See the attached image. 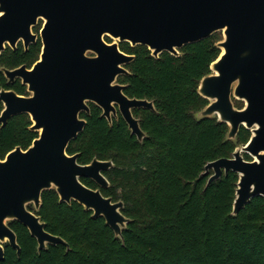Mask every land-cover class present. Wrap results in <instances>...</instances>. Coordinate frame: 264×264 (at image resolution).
<instances>
[{
  "label": "water",
  "instance_id": "95a60500",
  "mask_svg": "<svg viewBox=\"0 0 264 264\" xmlns=\"http://www.w3.org/2000/svg\"><path fill=\"white\" fill-rule=\"evenodd\" d=\"M40 19L45 20L40 60L32 70L5 69L10 79L21 77L32 95L0 93L5 104L0 123L28 113L34 122L31 129L40 132L28 149L18 146L0 158V260L7 243L21 254L11 221L27 227L39 252L49 245L70 248L63 237L46 230L37 214L43 192L51 189L61 203L76 201L94 218L103 217L124 241L123 230L131 221L122 212L125 203L102 192L111 186L104 172L114 162L94 158L80 164L78 153L67 152L87 126L80 115L90 112L88 102L99 106L110 122L119 108L132 134L140 142L146 138L132 110L156 107L154 101L130 98L126 85L118 82L119 76L130 74L125 66L135 59L120 49L122 42L145 45L159 58L164 52L179 56L184 46L222 33L216 43L220 55L198 88L209 103L196 117L226 123V140L237 141L242 127L252 135L231 157L208 162L204 174L212 171L210 183L231 171L238 173L234 216L253 198L264 197V0H0V55L7 43L14 47L21 39L26 46L35 42L38 35L32 28ZM235 100L243 101V108L236 107ZM84 178L98 188L87 186Z\"/></svg>",
  "mask_w": 264,
  "mask_h": 264
},
{
  "label": "trees",
  "instance_id": "16d2710c",
  "mask_svg": "<svg viewBox=\"0 0 264 264\" xmlns=\"http://www.w3.org/2000/svg\"><path fill=\"white\" fill-rule=\"evenodd\" d=\"M219 33L184 46L179 56L164 52L156 58L145 45L121 43L124 52L135 55L127 65L130 74L118 79L127 85L125 93L155 100L156 112H136L147 137L139 142L122 118L111 125L91 105V114L84 115L86 129L68 148L69 154H79L80 164L94 158L114 161L105 172L111 186L102 192L125 203L122 212L131 221L123 230L124 241L103 217L94 218L76 201L61 203L51 189L43 192L37 214L46 230L63 237L70 248L49 245L39 252L27 227L11 221L21 254L7 243L0 264H264V197L253 198L234 216L238 173L210 183L212 171L204 174L208 162L231 157L252 135L242 127L237 141L226 140V123L196 117L209 103L198 88L220 55ZM39 52L37 43L26 55L3 54L0 64L15 65L30 55L38 59ZM235 105L244 106L237 100ZM30 125L27 115H19L0 128L1 158L16 146L31 145L38 134ZM245 158L252 160L248 154ZM83 182L98 188L91 179Z\"/></svg>",
  "mask_w": 264,
  "mask_h": 264
},
{
  "label": "flooded vegetation",
  "instance_id": "af4514ba",
  "mask_svg": "<svg viewBox=\"0 0 264 264\" xmlns=\"http://www.w3.org/2000/svg\"><path fill=\"white\" fill-rule=\"evenodd\" d=\"M44 25H45V20L44 19H40L39 21H38V23L35 25V26H33V28H32V32H33V34H37L38 35V37L36 38V41L35 42H31V43H29V45L28 46H26L25 45V41L23 40V39H21V40H19L17 43H16V45L13 47V46H11V44H9V43H7L6 44V46H5V50L2 52V54L0 55V58L3 56V54H5V56L7 57V58H9V57H14L13 55H26V54H28L30 51H31V49H32V47L33 46H35L37 43H40V52H39V56H38V59H34L35 57H34V55H30L29 56V58L26 60V61H23V62H21V63H18V64H15V65H4V64H0V93L2 92V91H13V92H15L17 95H19V96H24V97H29V96H31L32 95V93H31V91H29V86L27 85V84H24L23 83V79L21 78V77H15L14 79H10V77H8L7 76V74H6V72H5V69H8V70H15V69H17V68H20V67H22V66H26V68L27 69H29V70H32L33 69V67H34V65L40 60V57H41V54H42V50H43V47H44V44H43V39H42V37H41V31L43 30V28H44ZM106 39V41L107 42H112L113 40L111 39V38H109V37H106L105 38ZM123 43V42H122ZM120 49H121V43H120ZM122 50V49H121ZM123 51V50H122ZM124 52V51H123ZM126 53V52H125ZM127 54H129V53H127ZM88 55H93V53H91V52H89L88 53ZM131 55H134V54H131ZM4 56V57H5ZM128 65V64H127ZM127 65L125 66L127 69H128V67H127ZM129 70V69H128ZM122 76V75H121ZM120 77V76H119ZM119 79V78H118ZM118 82H119V80H118ZM120 83V82H119ZM120 84H123V85H126V84H124V83H120ZM20 86H22V87H20ZM127 86V85H126ZM126 89V88H125ZM124 92H125V90H124ZM126 94V93H125ZM127 95V94H126ZM128 96V95H127ZM130 97V96H129ZM130 98H136V97H130ZM139 99H148V98H139ZM148 100H150V101H154V104H155V100L154 99H148ZM237 101H240V100H237ZM241 102H243V101H241ZM0 104H1V106H2V109L0 110V115L2 114V112H3V110L5 109V104H4V102L2 101V100H0ZM243 104H244V102H243ZM91 105H96L95 103H93V102H88V106H89V108H90V112H87V111H83L82 113H81V115H80V118H83V119H86L87 120V118L84 116V115H90L91 114V112H92V109H91ZM97 106V105H96ZM99 107V106H98ZM155 107H156V105H155ZM100 108V107H99ZM118 108V107H117ZM101 109V108H100ZM143 110H151V109H148V108H143V107H141V108H134L132 111H133V115H134V117H136V118H138L139 119V121H140V125H141V118H140V115H137L138 114V112H140V111H143ZM101 113L103 114V110L101 109ZM151 111H153V110H151ZM157 111V109L154 111V112H156ZM136 112H137V114H136ZM19 115H27L28 117H29V119H30V121H31V125L29 126V129L30 130H32V131H34V132H36L37 134H38V136L36 137V138H38L39 137V135H40V132H38V131H36V130H33V129H31V127L33 126V124H34V122H33V120H32V117H31V115L30 114H28V113H21V114H18V115H15V116H12L8 121H7V123L6 124H3V123H0V128H2V127H4V126H6L7 124H8V122L12 119V118H14V117H17V116H19ZM103 116V115H102ZM104 117V116H103ZM106 118V117H105ZM119 118H122L124 121H125V123L127 124V127H128V129H129V131H130V133L132 134V132H131V130H130V128H129V125H128V123L126 122V120L124 119V117L122 116V114H121V112L119 111V108H118V112H117V116H115L114 114H112V122H110L107 118V121L109 122V124H113V121H114V119H119ZM87 124H88V120H87ZM87 127V126H86ZM141 128H142V125H141ZM86 129V128H85ZM84 129V130H85ZM143 129V128H142ZM144 130V129H143ZM145 131V130H144ZM146 132V131H145ZM81 134V133H80ZM79 134V135H80ZM251 134H252V132H251ZM78 135V136H79ZM132 135H134V134H132ZM134 136H136V135H134ZM147 137V136H146ZM35 138V139H36ZM136 138L138 139V137L136 136ZM34 139V140H35ZM33 140V141H34ZM33 141H32V143H31V145L30 146H32V144H33ZM140 142V141H139ZM72 143V142H71ZM70 143V144H71ZM30 146H28L27 148H23V147H21L22 149H24V150H26V149H28ZM70 146V145H69ZM16 147H18V146H16ZM15 147V148H16ZM14 148V149H15ZM69 148V147H68ZM13 150V149H12ZM11 150V151H12ZM10 152V151H9ZM8 152V153H9ZM67 152H68V150H67ZM7 153V154H8ZM6 154V155H7ZM69 154V153H68ZM75 154H77V153H75ZM6 155H5V157H6ZM69 155H74V154H69ZM5 157L4 158H1V159H5ZM79 158V157H78ZM106 161H108V160H106ZM79 162V161H78ZM114 162V161H113ZM115 164V163H114ZM115 166V165H114ZM108 171V170H107ZM106 172V171H105ZM105 172H104V174H105ZM83 180V179H82ZM105 195V194H104ZM32 206V205H31ZM29 208H30V206H29ZM30 209H32V208H30Z\"/></svg>",
  "mask_w": 264,
  "mask_h": 264
},
{
  "label": "rangeland",
  "instance_id": "374dc122",
  "mask_svg": "<svg viewBox=\"0 0 264 264\" xmlns=\"http://www.w3.org/2000/svg\"><path fill=\"white\" fill-rule=\"evenodd\" d=\"M218 35H219V36H218L219 39H221V38L223 37L222 33H219ZM113 41H114V40H113Z\"/></svg>",
  "mask_w": 264,
  "mask_h": 264
}]
</instances>
